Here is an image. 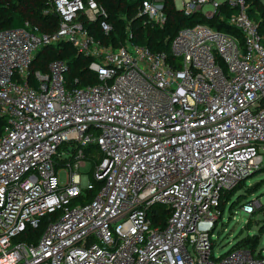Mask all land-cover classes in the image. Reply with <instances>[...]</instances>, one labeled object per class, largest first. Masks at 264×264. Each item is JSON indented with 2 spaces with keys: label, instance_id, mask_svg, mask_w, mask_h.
<instances>
[{
  "label": "built area",
  "instance_id": "1",
  "mask_svg": "<svg viewBox=\"0 0 264 264\" xmlns=\"http://www.w3.org/2000/svg\"><path fill=\"white\" fill-rule=\"evenodd\" d=\"M174 3L238 32L184 26L169 58L134 42L128 24L115 46L92 31L113 29L97 0H50L44 13L58 17L55 29L27 20L0 30V264H264L249 246L216 256L212 238L223 194L264 162L259 22L246 0ZM137 15L163 27L166 0H141ZM62 42L91 58L96 83H69L62 58L34 68L42 47ZM93 145L98 155L85 151ZM88 160L94 181L80 172ZM96 183L90 201L74 203Z\"/></svg>",
  "mask_w": 264,
  "mask_h": 264
},
{
  "label": "trees",
  "instance_id": "2",
  "mask_svg": "<svg viewBox=\"0 0 264 264\" xmlns=\"http://www.w3.org/2000/svg\"><path fill=\"white\" fill-rule=\"evenodd\" d=\"M97 1L106 9L108 13V20L111 22L113 29L111 32L106 34L102 31L99 23L92 24L91 28L96 36L102 38V40L106 43H111L117 46L126 41L128 37L127 25L129 24L134 31V37L132 38L134 42L146 44L153 50L165 51L169 58L172 57L171 41L179 29L184 26H190L197 22H202L220 30L235 33L238 32L235 27L227 23L225 19L222 20L219 15L207 17L202 12H197L189 16L185 15L181 10L176 8L174 0H166L168 17L163 27H151L150 25L144 24V18L137 15L141 0ZM246 1L248 3V11L250 12V15L259 22L264 42V4H262L259 0ZM49 4L50 0H0V30L19 27L27 20L35 25H38L43 30L55 29L58 24V17L53 13H44V10L49 7ZM223 10L226 12V15H229L234 11L233 8H228L227 6H223ZM56 58L65 59L69 64V72L66 75L69 83L74 82L75 78H78L79 83L81 84L96 83L98 81L97 74L89 68L91 58L79 54L77 49L67 42L42 47L37 54V58L34 62V68L47 70L49 62ZM6 123L7 118L0 116V131ZM85 151L98 155L96 145L87 147ZM63 162L64 160L56 159V167H60ZM261 170L262 168L258 169L256 172ZM92 173L90 174V177L92 181H94ZM246 179L241 181L232 190L223 194L222 201L220 203V210L222 214L224 213L225 205L229 202L231 196L237 190L244 187ZM98 186L99 184L96 183L95 189L88 190L85 195L75 199L74 203L78 201H90L93 198L96 189H98ZM249 187L254 190L252 193L255 192L256 189L252 188V185L248 186V188ZM241 198L242 196H240V199ZM232 205L233 204L230 206ZM159 212L160 219L165 221L169 215V210L159 206ZM256 212L257 210L252 213L254 214ZM47 220L48 216L43 219L40 228L31 230V233L35 238L39 237L42 233ZM251 223L252 219H249L247 226H250ZM260 232H264V224L260 226ZM259 244L260 238L258 235L254 234L243 237L242 240L238 241L234 244V246H249L253 251H257Z\"/></svg>",
  "mask_w": 264,
  "mask_h": 264
},
{
  "label": "rangeland",
  "instance_id": "3",
  "mask_svg": "<svg viewBox=\"0 0 264 264\" xmlns=\"http://www.w3.org/2000/svg\"><path fill=\"white\" fill-rule=\"evenodd\" d=\"M259 1L264 4V0ZM130 29L132 28L130 27ZM90 165L91 163L88 160L87 165L82 167L80 172L90 175L92 173ZM260 168L262 170L250 175L246 179L244 187L237 190L225 205L224 213L218 219L217 226L213 231L212 238L216 256L228 251L234 244L242 240L243 237L254 234L259 236L260 244L258 248L264 254V232H260V226L264 224V162ZM58 172L59 182L65 183L67 180L66 171L61 169ZM250 185L256 189L255 192L252 193L254 190L250 189V187L248 188ZM240 196H242L241 199ZM252 198H257L261 202L257 206V212L254 214L248 213L242 208V205ZM231 204L233 205L230 206ZM249 219H252V223L250 226H247Z\"/></svg>",
  "mask_w": 264,
  "mask_h": 264
}]
</instances>
